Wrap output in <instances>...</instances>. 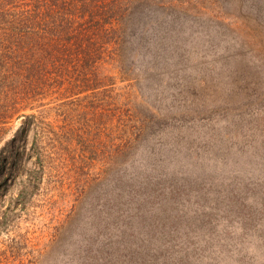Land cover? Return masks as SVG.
I'll return each mask as SVG.
<instances>
[{"label": "rangeland", "instance_id": "374dc122", "mask_svg": "<svg viewBox=\"0 0 264 264\" xmlns=\"http://www.w3.org/2000/svg\"><path fill=\"white\" fill-rule=\"evenodd\" d=\"M136 13L143 40L132 28L101 66L105 109L68 132L62 166L45 146L40 184L36 138L54 135L36 125L57 128L72 98L1 70L0 264H264V0Z\"/></svg>", "mask_w": 264, "mask_h": 264}, {"label": "trees", "instance_id": "16d2710c", "mask_svg": "<svg viewBox=\"0 0 264 264\" xmlns=\"http://www.w3.org/2000/svg\"><path fill=\"white\" fill-rule=\"evenodd\" d=\"M11 2L0 0V72L7 71L2 75L4 81L11 83L9 88L20 82L37 95L56 93L72 98L73 112L70 116L66 109L58 112L61 117L57 128L36 125V129H47V136L51 132L54 135L44 140L38 132L36 138L41 164L37 184H40L46 167L44 157L51 159L45 153V146L57 149L53 151L57 153L54 159L62 166L68 132L93 129L95 124H89L88 113L100 116L105 109L94 97L105 78H111L101 71L107 55L108 60L117 53V48L107 51L108 45L111 42L122 45L123 37H128V33L134 35L132 28L139 27L142 35L129 41L141 43L147 27H142L141 17L133 18L142 11L136 13L144 0H27L22 5H9ZM23 69L26 73H21ZM26 90L29 95V89ZM95 128L98 129L97 125ZM118 129H129L128 121L122 116Z\"/></svg>", "mask_w": 264, "mask_h": 264}]
</instances>
